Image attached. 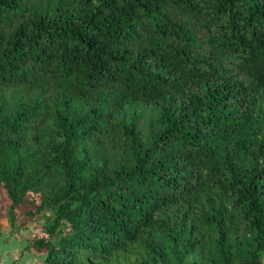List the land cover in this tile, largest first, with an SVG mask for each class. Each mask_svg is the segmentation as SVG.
I'll use <instances>...</instances> for the list:
<instances>
[{"label": "trees", "instance_id": "1", "mask_svg": "<svg viewBox=\"0 0 264 264\" xmlns=\"http://www.w3.org/2000/svg\"><path fill=\"white\" fill-rule=\"evenodd\" d=\"M43 264H264V0H0V219Z\"/></svg>", "mask_w": 264, "mask_h": 264}, {"label": "rangeland", "instance_id": "2", "mask_svg": "<svg viewBox=\"0 0 264 264\" xmlns=\"http://www.w3.org/2000/svg\"><path fill=\"white\" fill-rule=\"evenodd\" d=\"M47 215L48 213L29 221H18L12 228L7 218L0 219V264H43L42 256H33L23 246L27 239L42 233Z\"/></svg>", "mask_w": 264, "mask_h": 264}, {"label": "crops", "instance_id": "3", "mask_svg": "<svg viewBox=\"0 0 264 264\" xmlns=\"http://www.w3.org/2000/svg\"><path fill=\"white\" fill-rule=\"evenodd\" d=\"M25 255V254H24Z\"/></svg>", "mask_w": 264, "mask_h": 264}]
</instances>
